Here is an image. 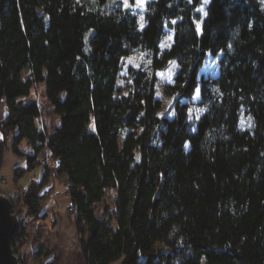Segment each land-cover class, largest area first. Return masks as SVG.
Wrapping results in <instances>:
<instances>
[{
	"label": "trees",
	"instance_id": "16d2710c",
	"mask_svg": "<svg viewBox=\"0 0 264 264\" xmlns=\"http://www.w3.org/2000/svg\"><path fill=\"white\" fill-rule=\"evenodd\" d=\"M120 4L0 0V166L9 138L17 154L24 140L35 149L16 179L45 164L43 151L54 161L14 208L38 216L53 175L77 207L85 264H264V0H152L143 19ZM134 54L148 64L128 68L121 96ZM209 56L217 75L200 73ZM173 61L175 115L160 118L157 72ZM41 82L51 130L37 102L23 103ZM108 190L113 218L95 211Z\"/></svg>",
	"mask_w": 264,
	"mask_h": 264
},
{
	"label": "rangeland",
	"instance_id": "374dc122",
	"mask_svg": "<svg viewBox=\"0 0 264 264\" xmlns=\"http://www.w3.org/2000/svg\"><path fill=\"white\" fill-rule=\"evenodd\" d=\"M121 1V7L124 9H130L134 14H136L140 19L141 16H144V13L147 9V4L152 0H145L143 9L137 8L136 0L129 1L128 3L130 7L126 8L124 6V0H117ZM173 39L172 33H169L165 36L162 47H166L171 45ZM217 58L213 59L210 56L207 58L205 64L200 70V73L203 75H217V65H216ZM148 64V60L144 54H134L124 59V67L121 72V77L118 82V87L120 89L119 95H128L132 91V83L128 80V68H140L144 67ZM177 70V64L176 61L170 62L167 67L157 72V83L155 86V96L162 102V109H160L157 112V115L160 118H173L175 115V100L177 98V95L175 96H168L165 93V86L167 84H170L173 82V78L175 76ZM29 75V70L24 69L22 72V76L24 78H27ZM46 85L45 83L41 82L33 86L31 94L29 97L25 98L23 100V103L27 102H37L40 105L41 112H42V118L39 122V128H42V126H45L46 129L51 130L56 125L59 124V120L54 114L53 107L49 103L47 97H46ZM64 98V94L60 96V99ZM2 106V107H1ZM7 111L6 105L3 103L0 105V120H1V112L5 110ZM93 128V125L91 126ZM0 138L3 139L2 136ZM18 149L23 153L24 155L17 154L14 151V148L12 146V138H9L7 141V146L3 150L2 155V163L0 166V180L1 178H5L6 181L0 185V193L5 194L9 196L10 198L12 195H17L20 192H24V190L30 185L32 181H40L42 173L44 171V166H46L50 171L54 169V161L51 158L49 151H43L39 155V159L45 163L44 165L38 166L36 169L25 173L23 176H21L19 179H16L15 177V169L20 168L22 170L26 169V157L28 155L35 154V149L33 145L28 141L24 140L18 147ZM52 185L55 187L57 192H62L64 189L65 193L68 194V190L66 189L65 185L66 183L64 180H60L58 178H55L53 175L51 177ZM63 183V185H62ZM63 187V189H62ZM53 189V188H52ZM49 186H46L43 191H48ZM54 190V189H53ZM54 195V192L51 193V190L48 191L44 197L41 199V209L39 211L38 216H32L28 213V209L23 208H13V213L15 210L19 213H16L18 216H22L24 218L25 223V231H26V237L22 238V242L20 243V252L22 253V256L24 257V263L25 264H45L49 261V259L53 258V256H46V253L49 254L51 251L48 249L49 247L55 245V238L52 234H47L48 228H56L58 225V222L61 221V216L59 218L57 216H52L53 205L55 204V200L51 198L50 200L47 199L48 196ZM12 200V198H11ZM116 198L115 193L112 190L107 191V195L104 198V201L101 204L96 205L95 211L98 216L100 217H111L113 218L116 211V204H115ZM60 202L61 199H60ZM13 204V201H12ZM14 205V204H13ZM15 207V206H14ZM107 207V214L105 215L104 208ZM61 208V203H60ZM66 220H68L71 223V226L73 228L75 227V217L68 214V211L66 210L65 214ZM111 224L114 226V221H111ZM76 242L77 248L82 253L81 243H80V236L78 233L74 236ZM21 239V238H20ZM41 244H43L42 247ZM49 245V246H47ZM23 246V247H22ZM31 246H34V249H31ZM22 247V248H21ZM41 250L40 255H37L38 251ZM57 256V255H56ZM57 264H59V258L57 256ZM85 264V262H84ZM119 264V263H116Z\"/></svg>",
	"mask_w": 264,
	"mask_h": 264
},
{
	"label": "crops",
	"instance_id": "0c3cea01",
	"mask_svg": "<svg viewBox=\"0 0 264 264\" xmlns=\"http://www.w3.org/2000/svg\"><path fill=\"white\" fill-rule=\"evenodd\" d=\"M2 105V104H1ZM2 107V106H1ZM6 108L4 112H1V119L6 116ZM53 182L49 183V191L51 190V193L54 192V195H50L47 197V199L53 198L55 200V204H51L50 206L56 207L53 209L52 216H57L58 218H61V221L58 222V225L56 228H48L47 234H52L54 236L55 245L49 247L48 249L51 251L50 257L57 255L59 258V264H84V258L83 254L80 252V250L76 246L75 241V234L77 233V229L73 228L71 226V223L66 220L65 214L66 210L71 205L70 198L67 193H65L63 187L62 192H57L55 187L52 185ZM63 185V183H62ZM54 190H53V189ZM60 199L62 202H60ZM61 203V208H60ZM60 214V216H58ZM43 244H41L40 247H42ZM49 246V245H47ZM31 249H34V246H31Z\"/></svg>",
	"mask_w": 264,
	"mask_h": 264
},
{
	"label": "water",
	"instance_id": "95a60500",
	"mask_svg": "<svg viewBox=\"0 0 264 264\" xmlns=\"http://www.w3.org/2000/svg\"><path fill=\"white\" fill-rule=\"evenodd\" d=\"M12 209L11 198L0 193V264H20L12 242L19 230L21 219Z\"/></svg>",
	"mask_w": 264,
	"mask_h": 264
},
{
	"label": "snow or ice",
	"instance_id": "6c2138e0",
	"mask_svg": "<svg viewBox=\"0 0 264 264\" xmlns=\"http://www.w3.org/2000/svg\"><path fill=\"white\" fill-rule=\"evenodd\" d=\"M188 2L192 3L193 0H188ZM144 3H145V0H136V5L135 6L137 8L143 9ZM207 3H208V0H203V4L206 5ZM124 6L126 8L130 7V5L128 3V0H124ZM196 11H198L200 13H203L204 16H207V12L205 11L203 6L197 8ZM141 19H143L142 16H141ZM173 23H175V21H173ZM141 27H143V25H141ZM196 28H197V32H201V25L199 23H197ZM195 92H196V98H199L200 97V90L197 88V89H195Z\"/></svg>",
	"mask_w": 264,
	"mask_h": 264
},
{
	"label": "built area",
	"instance_id": "2783aa9c",
	"mask_svg": "<svg viewBox=\"0 0 264 264\" xmlns=\"http://www.w3.org/2000/svg\"><path fill=\"white\" fill-rule=\"evenodd\" d=\"M6 181V179L5 178H1V180H0V185H2V183L3 182H5ZM65 187H66V189L68 190L69 188H68V186L67 185H65ZM1 188V187H0ZM76 210H77V207L75 206V205H71L70 207H69V209H68V214L69 215H71V216H73L75 213H76ZM14 213H19V212H17L16 210H15V212ZM20 217V219H21V221H24V218L22 217V216H19ZM19 233V232H18ZM17 233V234H18ZM22 242V239H16L15 240V243H14V249H15V251H16V253L19 255V257L21 258V260H23V256H22V253L20 252V243ZM25 264V263H24Z\"/></svg>",
	"mask_w": 264,
	"mask_h": 264
},
{
	"label": "bare ground",
	"instance_id": "6f19581e",
	"mask_svg": "<svg viewBox=\"0 0 264 264\" xmlns=\"http://www.w3.org/2000/svg\"><path fill=\"white\" fill-rule=\"evenodd\" d=\"M71 205H74V204H71ZM70 205V206H71ZM69 206V207H70ZM13 208H14V206H13ZM69 209V208H68ZM68 209H67V211H68ZM12 212H13V209H12ZM76 214V213H75ZM75 214L73 215L74 217H75ZM25 221H21L20 220V227H19V230H18V232H20L23 228H25ZM17 232V233H18ZM15 238V237H14ZM22 239V238H21ZM13 244V243H12ZM13 248H14V245H13ZM22 248V247H21ZM15 250V249H14ZM15 253H16V251H15ZM17 254V253H16ZM18 255V254H17ZM19 256V255H18ZM19 262H20V264H24V260H21V258L19 257Z\"/></svg>",
	"mask_w": 264,
	"mask_h": 264
}]
</instances>
